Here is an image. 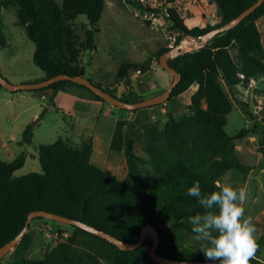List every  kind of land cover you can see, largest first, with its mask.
I'll list each match as a JSON object with an SVG mask.
<instances>
[{"label":"trees","instance_id":"16d2710c","mask_svg":"<svg viewBox=\"0 0 264 264\" xmlns=\"http://www.w3.org/2000/svg\"><path fill=\"white\" fill-rule=\"evenodd\" d=\"M257 1L217 0L219 21L202 28L196 26L189 29L176 8L170 9L173 28L184 34L176 43L187 35L199 37L230 22ZM10 6L18 7L17 25L35 44L34 63L45 72L46 79L81 74V50L75 38L74 21L81 15L87 17L90 28L82 46L87 49L94 47L106 0H62L60 6L53 0H0L2 46H6L2 11ZM263 17L264 3L237 27L212 39L206 48L184 53L169 61L172 68L181 74V81L171 98L184 94L194 84L198 85V89L188 106L190 115L176 119L168 112L163 128L151 124L145 127L147 158L135 152L132 140L126 141L124 156L129 178L141 175L146 166L153 170L146 178L147 187L144 190H137L96 166L92 162V139L80 146H73L61 138L52 144L40 145L41 173L15 176L26 162L25 153L11 162L0 161V248L24 230L31 212L47 211L82 221L127 243L138 242L141 230L153 225L160 235L157 248L160 256L182 261H209L201 247L183 248L178 244H169L167 240L178 229L186 228L185 220L206 211L197 198L187 195V189L194 182L199 181L202 195H210L219 191L216 184L228 170L237 169L243 173L249 170L239 159L235 146L242 133L230 136L225 127L233 109L237 86L264 76V44L257 25ZM232 50L237 51L236 58ZM168 51L166 48L162 52ZM137 67L139 64L124 63L118 78H124ZM223 82L229 93L224 89ZM93 84L117 97L110 88ZM61 91L107 103L89 88L70 81H59L33 92L44 93L42 95L53 102ZM117 98L131 103L140 102L130 97ZM253 131L260 137V151L264 157V126L257 123ZM33 136V126L28 125L19 144L30 145ZM68 226L73 234L66 240L62 239L42 260L25 256L31 245L26 232L8 264H84L77 251L80 239L92 263L103 259L109 264H157L150 258L153 244L150 238L136 250L122 251L105 239L79 227ZM258 243L260 248L250 264H264L261 260L264 235Z\"/></svg>","mask_w":264,"mask_h":264},{"label":"rangeland","instance_id":"374dc122","mask_svg":"<svg viewBox=\"0 0 264 264\" xmlns=\"http://www.w3.org/2000/svg\"><path fill=\"white\" fill-rule=\"evenodd\" d=\"M53 1L59 6L62 4V0ZM170 4L171 9L176 8L189 29L196 26L202 28L219 21V9L215 0H175ZM135 5L124 0H106V7L98 25L100 32L95 35V44L92 48L82 46L86 31L90 28L87 17L79 16L74 21L73 28L81 50L80 62L84 69V77L110 88L117 97L143 101L165 92L172 85L174 76L160 66V59L166 53L162 52L164 49L170 51L180 43L173 44V38L178 39L184 34L175 30L168 18L162 25L152 27L143 8ZM17 9L16 6H10L2 11V32L6 46L0 45V72L12 85L36 83L45 78L46 74L34 63L35 44L28 39L24 29L17 25ZM257 25L264 44V17ZM193 51L195 50L192 48L184 49L169 61ZM232 55L236 58L237 51L232 50ZM126 62L139 64V67L131 69L120 79L118 78L120 67ZM138 70L141 71L140 74H137ZM222 85L229 93L224 82ZM195 86L198 89V85ZM193 87L182 95L170 98L164 104L135 111L122 110L109 103H106L107 110L99 111L95 110V105L90 106L91 108L87 105L91 110L80 105L86 112L80 113L77 117L70 114L74 112H71L69 104L64 103L60 106L55 101L43 99L44 93L10 92L0 87V161L11 162L25 153L26 163L16 171L15 176L41 173L38 156L40 145L52 144L61 138L71 145L79 146L84 141L92 139L94 148L92 162L96 166L116 175L131 187L144 190L147 187L146 178L153 170L146 166L141 175L129 178L124 156L125 143L132 140L135 152L147 158L145 127L151 124L163 128L168 112L176 119L190 115L188 106L192 95L197 91V89L193 91ZM80 98L90 100L82 96ZM257 123L264 126V76L237 86L233 109L225 127L230 136L242 133L235 141V146L239 159L249 170L243 173L231 169L219 179L221 184L246 188L248 195L243 207L245 216H251L253 219L258 242L264 235V157L260 151V137L253 131ZM28 125H32L34 129L33 141L30 145L22 146L19 141L22 140L23 132ZM184 222L186 228L178 229L167 242L183 248L202 247V242L197 241L196 234L191 231L189 219ZM27 233L31 245L25 251V256L42 260L62 239L69 238L73 230L66 224L35 220ZM148 238L152 240L151 234ZM79 242L81 244L77 245V251L82 256L84 264H109L103 259L92 263L89 253L84 249L82 239ZM13 252L14 249L1 258L0 264H8ZM261 260L264 262V246L261 250Z\"/></svg>","mask_w":264,"mask_h":264},{"label":"water","instance_id":"95a60500","mask_svg":"<svg viewBox=\"0 0 264 264\" xmlns=\"http://www.w3.org/2000/svg\"><path fill=\"white\" fill-rule=\"evenodd\" d=\"M215 2H217V0H215ZM263 3L264 0H258L256 3H254L252 6L244 10L240 15H238L230 22L222 26H219L199 37L187 35L185 38H183L180 41V43L176 47L172 48L169 52L163 54L160 59V66L165 71L173 74L174 81L172 85L165 92L140 102H135V103L126 102L121 100L120 98H117L107 93L102 88L93 84V82L90 79L84 77V69L81 70V74L79 76L58 75L36 83L20 84V85H12L2 76L0 72V85L10 92H20V91L33 92V91L41 90L43 88H47L59 81H70L89 88L93 93L101 97L107 103L122 110L135 111L142 108H148V107L164 104L172 97L173 90L181 81V74L177 70L172 68L169 59L176 56L179 52L187 48H192L195 51L206 48L212 39H214L219 35L225 34L228 31L237 27L243 20H245L248 16L254 13ZM36 218H44L49 221H54L61 224L79 227L89 233H92L102 239L107 240L108 242L117 246L122 251H132L138 249L141 245H143L146 242L148 235L151 234L153 244L149 254H150V258L157 264H218L212 261H182V260L168 259L160 256L157 253V248L160 244V235L158 230L153 225H147L141 230L140 239L138 242L127 243L117 239L116 237L102 230L92 227L82 221L74 220L47 211H34L29 214L24 230L15 239H13L11 242L5 244L2 248H0V259L3 258L5 255H7L11 250L16 248V246L19 244L24 234L29 230L30 224Z\"/></svg>","mask_w":264,"mask_h":264},{"label":"clouds","instance_id":"9594fccd","mask_svg":"<svg viewBox=\"0 0 264 264\" xmlns=\"http://www.w3.org/2000/svg\"><path fill=\"white\" fill-rule=\"evenodd\" d=\"M219 191L202 195L199 181L187 189L206 211L189 218L205 258L218 264H250L260 245L251 216H245L246 188L217 182Z\"/></svg>","mask_w":264,"mask_h":264},{"label":"built area","instance_id":"2783aa9c","mask_svg":"<svg viewBox=\"0 0 264 264\" xmlns=\"http://www.w3.org/2000/svg\"><path fill=\"white\" fill-rule=\"evenodd\" d=\"M136 4L139 8L142 7L146 14V18L151 21L152 27H157L159 24L165 21L166 18L169 19V23L173 26V22L169 16V10L171 9V4L168 0H124ZM180 32V31H179ZM177 38H173V44L177 42ZM141 71L138 70L137 74Z\"/></svg>","mask_w":264,"mask_h":264},{"label":"crops","instance_id":"0c3cea01","mask_svg":"<svg viewBox=\"0 0 264 264\" xmlns=\"http://www.w3.org/2000/svg\"><path fill=\"white\" fill-rule=\"evenodd\" d=\"M46 79V76H45V78H43L42 80H45ZM42 80H40V81H42ZM39 82V81H38ZM192 86H194L193 88V91H195V89H197V86H195V84L194 85H192ZM42 98L43 99H48L47 97H46V95H42ZM54 101H55V103H58L60 106H62L64 103H67V104H69L70 106H71V109H72V111L71 112H74V113H70L71 115H74V116H79V114L80 113H82V112H86V110L85 109H81V107H80V105H83L84 107H87V105L90 107V106H92V105H95L94 107H95V110L97 109L98 111L99 110H107L108 108V106H106L104 103H102V102H98V101H94V100H83L82 98H80V96L77 94V93H74V92H70V91H68V92H59L55 97H54ZM79 101H82V102H79ZM76 105L78 106V107H76ZM91 108V107H90ZM90 108H86V109H89V110H91ZM76 110H79V111H76ZM83 118H84V120L85 121H87L86 119V117L85 116H83ZM90 120V119H89ZM34 137V136H33ZM20 142V141H19ZM70 144V143H69ZM74 146V145H73ZM80 146V145H79ZM93 153H94V151H93ZM92 157H93V155H92ZM27 159V158H26ZM26 163V162H25ZM25 165V164H24Z\"/></svg>","mask_w":264,"mask_h":264}]
</instances>
